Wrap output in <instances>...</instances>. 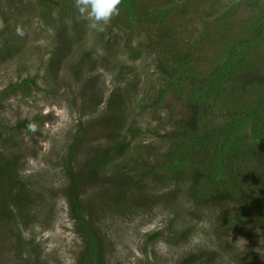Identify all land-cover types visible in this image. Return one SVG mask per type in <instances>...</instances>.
Instances as JSON below:
<instances>
[{
  "label": "rangeland",
  "instance_id": "obj_1",
  "mask_svg": "<svg viewBox=\"0 0 264 264\" xmlns=\"http://www.w3.org/2000/svg\"><path fill=\"white\" fill-rule=\"evenodd\" d=\"M48 1L51 15L41 0H0V91L28 76L37 82L28 96L19 91L0 107V119L6 125V130L0 127V158L4 154L16 159L20 180L15 189L23 192L24 203L17 229L0 215V264H27L28 255L35 264H79L86 243L71 215V178L65 166L68 145L79 134L82 140L74 164L76 170H86L81 197L92 229L101 235V264H176L191 251L213 246L210 221L215 210L195 205L186 195V183L143 175L149 164H160L162 153L169 148L164 134L180 110L179 102L170 107L146 105L144 109V102H136L137 96H151L157 87L153 60L146 51L136 60L129 59L118 38L117 52L111 55L131 63L134 73L120 78L118 65L96 61L93 68L84 64L75 74L71 62L81 50L96 49L102 59L97 37L104 34L105 38L108 26L104 31L90 30L76 8L69 16L67 4L74 0ZM200 1L201 8L205 0ZM152 3L158 6L157 0ZM246 14L241 11V16ZM17 25L25 30L22 38L15 33ZM147 28L131 30L138 35L135 43L152 39L155 28ZM64 42L70 43L71 49ZM59 58L63 63L51 66V60ZM93 60L88 58L86 63ZM134 74L135 88L125 91L123 87ZM116 88L123 92L120 98L125 97L120 104L116 98L110 101ZM35 116L41 133L25 128L14 131V123ZM134 128H139L140 134L133 135ZM107 156L110 164L94 173L95 164ZM119 165L129 168L132 176L125 193L132 202L129 210L121 213L103 203L114 199V190L127 187L117 182ZM175 188L181 190L172 202L168 198ZM30 199L32 202H24ZM172 218L176 229H186L188 236L148 242L149 235L158 230L169 235ZM20 233L29 252L18 243ZM227 236L222 240L233 243L231 250L210 264H264V250L255 247L251 256L256 259L251 263L243 259L249 253L250 240L237 231ZM219 243L223 245V241Z\"/></svg>",
  "mask_w": 264,
  "mask_h": 264
},
{
  "label": "trees",
  "instance_id": "obj_2",
  "mask_svg": "<svg viewBox=\"0 0 264 264\" xmlns=\"http://www.w3.org/2000/svg\"><path fill=\"white\" fill-rule=\"evenodd\" d=\"M41 2L50 4L48 0ZM157 2L158 6H152V0H121L119 15L107 25V36L99 34L97 37L103 49L102 59L96 49L81 50L71 62L72 68L76 74L85 68L84 64H89L90 69L98 61L114 64V67L118 65L121 78L132 74L134 68L126 60L112 57L111 53L117 52L115 48L119 45L117 39L121 38L131 60L146 51L155 66L154 86L157 87L151 96H137L136 102H144L143 109L146 105L170 107L179 102L180 110L177 118H171L172 128L164 134L169 148L162 153L160 164H149L143 175L153 174L160 181L170 178L186 183V195L195 205L215 210L210 221L214 245L191 251L176 264H210L214 258H224L233 243L222 237H228L232 231L250 240L249 253L243 259L252 263L256 259L251 256L253 249L264 250V0H205L201 8L200 0ZM48 7L51 15V6ZM74 9L73 1L67 4L69 16ZM241 11L247 14L241 16ZM139 28L143 31L155 28L152 39L135 43L138 35L132 31ZM64 44L71 49L70 43ZM88 58L94 60L86 63ZM62 63L63 58L50 62L51 66ZM133 79L123 87L125 91L135 88V74ZM33 86L37 87V82L32 76L10 83L0 91V107L19 91L28 96ZM112 95L110 101L116 98L119 104L125 98H120L121 88L113 90ZM37 119L35 116L19 120L12 125L13 129L28 130V124L33 123L38 129L36 132L41 133ZM3 126L6 130L0 119V127ZM134 132L133 135H138L141 131L134 128ZM81 140L80 134L73 138L65 158L66 171L71 178L68 199L71 215L86 243L79 264H101V235L92 229L81 197L86 170L84 173L76 170L74 164ZM98 163L94 173L110 164L109 157ZM126 168L118 166L116 179L120 186L127 187L118 185L120 190L116 193L114 190V199L103 202L120 213L129 210L132 202L125 194L132 178ZM19 180L16 159L2 154L0 215L16 229L18 213L24 204L21 202L23 192L15 189ZM179 190L181 188L172 190L168 200L174 202ZM24 202H32V199ZM168 225L169 235L158 230L149 235L148 242L160 237L188 236L186 229H176L174 218ZM17 237L20 247L27 252L23 235L20 233ZM218 240L223 241L222 246L218 245ZM30 257L26 258L27 264H35Z\"/></svg>",
  "mask_w": 264,
  "mask_h": 264
},
{
  "label": "clouds",
  "instance_id": "obj_3",
  "mask_svg": "<svg viewBox=\"0 0 264 264\" xmlns=\"http://www.w3.org/2000/svg\"><path fill=\"white\" fill-rule=\"evenodd\" d=\"M120 4L121 0H74L79 15L87 21V27L94 31H104L112 18L119 15ZM15 33L21 38L26 35L21 25L16 26ZM28 130L36 132L38 129L35 124L29 123Z\"/></svg>",
  "mask_w": 264,
  "mask_h": 264
}]
</instances>
